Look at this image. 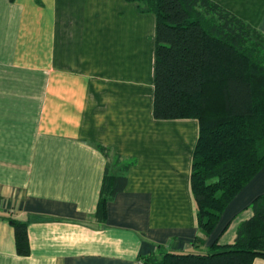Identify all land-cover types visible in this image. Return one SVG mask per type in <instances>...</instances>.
<instances>
[{
	"label": "crops",
	"instance_id": "1",
	"mask_svg": "<svg viewBox=\"0 0 264 264\" xmlns=\"http://www.w3.org/2000/svg\"><path fill=\"white\" fill-rule=\"evenodd\" d=\"M156 24L127 0H0V264H140L202 252L227 223L219 243H232L253 214L264 170L194 245L199 124L154 117ZM116 156L135 162L123 171ZM107 165L128 182L99 220ZM11 220L27 224L29 255L18 254Z\"/></svg>",
	"mask_w": 264,
	"mask_h": 264
},
{
	"label": "trees",
	"instance_id": "2",
	"mask_svg": "<svg viewBox=\"0 0 264 264\" xmlns=\"http://www.w3.org/2000/svg\"><path fill=\"white\" fill-rule=\"evenodd\" d=\"M127 1L156 15L155 119H195L199 124L191 191L200 229L194 245L200 247L264 170V32L258 27L264 0L253 12L246 0ZM99 148L110 156L109 147ZM134 162L113 158L123 171ZM127 182L126 175L113 174L107 165L95 212L99 220L106 219L108 201ZM247 207L253 214L238 225L232 243H219L227 223L206 251H166L145 256L140 264H253L264 259V192ZM11 223L18 254L29 255L27 224Z\"/></svg>",
	"mask_w": 264,
	"mask_h": 264
},
{
	"label": "rangeland",
	"instance_id": "3",
	"mask_svg": "<svg viewBox=\"0 0 264 264\" xmlns=\"http://www.w3.org/2000/svg\"><path fill=\"white\" fill-rule=\"evenodd\" d=\"M248 3H249V9L250 10H248L249 12H253L255 9L257 10H260V8H259V0H246ZM247 2L245 3V5L247 4ZM237 6H239V5H237ZM242 5H240V7H241ZM248 8V7H247Z\"/></svg>",
	"mask_w": 264,
	"mask_h": 264
}]
</instances>
